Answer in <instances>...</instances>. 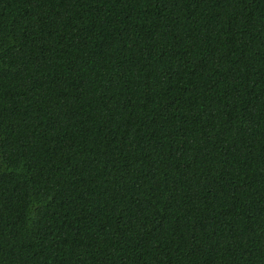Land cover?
I'll list each match as a JSON object with an SVG mask.
<instances>
[{"label":"trees","instance_id":"1","mask_svg":"<svg viewBox=\"0 0 264 264\" xmlns=\"http://www.w3.org/2000/svg\"><path fill=\"white\" fill-rule=\"evenodd\" d=\"M0 264H264V0H0Z\"/></svg>","mask_w":264,"mask_h":264}]
</instances>
